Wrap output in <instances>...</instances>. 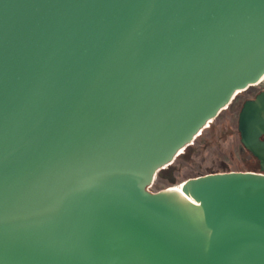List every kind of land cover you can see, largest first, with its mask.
Segmentation results:
<instances>
[{"label":"water","instance_id":"1","mask_svg":"<svg viewBox=\"0 0 264 264\" xmlns=\"http://www.w3.org/2000/svg\"><path fill=\"white\" fill-rule=\"evenodd\" d=\"M263 79L264 0H0V264H264V90L260 171L150 190Z\"/></svg>","mask_w":264,"mask_h":264},{"label":"rangeland","instance_id":"2","mask_svg":"<svg viewBox=\"0 0 264 264\" xmlns=\"http://www.w3.org/2000/svg\"><path fill=\"white\" fill-rule=\"evenodd\" d=\"M263 87L264 79L239 92L230 105L221 111L194 140L188 155L177 157L174 163L158 171L150 190L157 191L172 187L190 177L210 172L260 171L258 159L241 143L238 118L247 96Z\"/></svg>","mask_w":264,"mask_h":264},{"label":"flooded vegetation","instance_id":"3","mask_svg":"<svg viewBox=\"0 0 264 264\" xmlns=\"http://www.w3.org/2000/svg\"><path fill=\"white\" fill-rule=\"evenodd\" d=\"M264 90V87L263 88H260L257 92H255V93H252V94H249L248 96H247V98L244 100V102L246 101V100H248V99H253L259 92H261V91H263ZM244 102H243V104H244ZM242 104V105H243ZM242 108V107H241ZM241 110V109H240ZM240 112V111H239ZM255 157V156H254ZM256 158V157H255ZM257 159V158H256ZM259 162V161H258Z\"/></svg>","mask_w":264,"mask_h":264},{"label":"trees","instance_id":"4","mask_svg":"<svg viewBox=\"0 0 264 264\" xmlns=\"http://www.w3.org/2000/svg\"><path fill=\"white\" fill-rule=\"evenodd\" d=\"M202 134V133H201ZM200 134V135H201ZM191 147H190V145L189 146H187L186 147V149L184 150V152L183 153H181L179 156H181V157H184L185 155H188L189 153H190V151H191V149H190ZM246 149V148H245ZM250 152V151H249ZM178 156V157H179ZM176 160V159H175ZM174 163V162H173Z\"/></svg>","mask_w":264,"mask_h":264},{"label":"bare ground","instance_id":"5","mask_svg":"<svg viewBox=\"0 0 264 264\" xmlns=\"http://www.w3.org/2000/svg\"><path fill=\"white\" fill-rule=\"evenodd\" d=\"M182 184H183V182H182L181 184H178V185L172 186L171 188H175V189L181 191V189H182Z\"/></svg>","mask_w":264,"mask_h":264},{"label":"snow or ice","instance_id":"6","mask_svg":"<svg viewBox=\"0 0 264 264\" xmlns=\"http://www.w3.org/2000/svg\"><path fill=\"white\" fill-rule=\"evenodd\" d=\"M193 203H195V201H193Z\"/></svg>","mask_w":264,"mask_h":264}]
</instances>
